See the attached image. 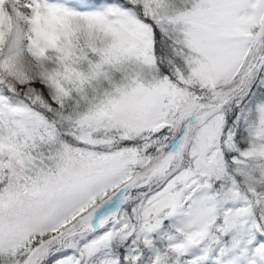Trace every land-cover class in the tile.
Instances as JSON below:
<instances>
[{"label": "snow or ice", "instance_id": "obj_1", "mask_svg": "<svg viewBox=\"0 0 264 264\" xmlns=\"http://www.w3.org/2000/svg\"><path fill=\"white\" fill-rule=\"evenodd\" d=\"M0 264H264V0H0Z\"/></svg>", "mask_w": 264, "mask_h": 264}]
</instances>
